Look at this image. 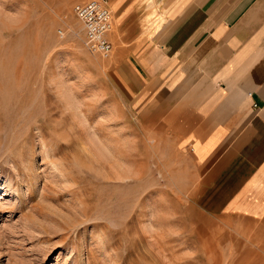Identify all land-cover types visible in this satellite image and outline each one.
Returning <instances> with one entry per match:
<instances>
[{"label":"rangeland","instance_id":"1","mask_svg":"<svg viewBox=\"0 0 264 264\" xmlns=\"http://www.w3.org/2000/svg\"><path fill=\"white\" fill-rule=\"evenodd\" d=\"M78 2L0 0V264H264V224L202 206L194 162L86 48Z\"/></svg>","mask_w":264,"mask_h":264},{"label":"crops","instance_id":"2","mask_svg":"<svg viewBox=\"0 0 264 264\" xmlns=\"http://www.w3.org/2000/svg\"><path fill=\"white\" fill-rule=\"evenodd\" d=\"M147 2L106 0L125 93L194 162L205 209L264 224V0Z\"/></svg>","mask_w":264,"mask_h":264},{"label":"built area","instance_id":"3","mask_svg":"<svg viewBox=\"0 0 264 264\" xmlns=\"http://www.w3.org/2000/svg\"><path fill=\"white\" fill-rule=\"evenodd\" d=\"M73 11L82 24L86 48L105 59L111 58L114 48L110 36L115 23L106 0L77 3Z\"/></svg>","mask_w":264,"mask_h":264},{"label":"bare ground","instance_id":"4","mask_svg":"<svg viewBox=\"0 0 264 264\" xmlns=\"http://www.w3.org/2000/svg\"><path fill=\"white\" fill-rule=\"evenodd\" d=\"M38 53V52H37ZM7 86V85H6ZM2 86H0V88H1ZM5 87V86H4ZM120 184V183H119Z\"/></svg>","mask_w":264,"mask_h":264}]
</instances>
